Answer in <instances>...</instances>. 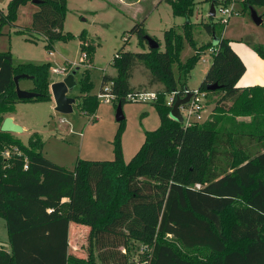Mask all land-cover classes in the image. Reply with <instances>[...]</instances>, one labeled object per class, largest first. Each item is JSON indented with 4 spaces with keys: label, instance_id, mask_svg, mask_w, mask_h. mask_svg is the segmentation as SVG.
<instances>
[{
    "label": "trees",
    "instance_id": "obj_1",
    "mask_svg": "<svg viewBox=\"0 0 264 264\" xmlns=\"http://www.w3.org/2000/svg\"><path fill=\"white\" fill-rule=\"evenodd\" d=\"M32 1L11 0L7 14L0 10V35L3 24L15 22L19 8ZM165 1L172 4L175 15L187 19L183 31L192 41L189 20L196 0ZM67 3L39 0L36 4L38 10L29 30L42 36L48 50L57 41L73 37L64 29ZM242 4L244 8L264 7V0ZM204 27L218 42L210 41L203 48L216 46L218 51L200 88L208 99L210 94L223 93L212 117L191 127L170 118L166 97L187 87L186 78L201 56L182 62L184 38L172 27L165 31L164 50L148 46V50L118 51L112 60L117 73L104 74L101 83L102 91L113 81L116 108L119 102L124 106L127 95L139 91L132 79L142 64L149 85L164 86L153 103L161 120L159 128L145 132V142L129 162L124 161L120 129L113 160L79 159L73 170L44 155L40 134L33 133L25 145L15 134L1 130L18 103L53 98L47 65H15L11 53H0V217L7 221L10 242V249L0 248V264H131L130 253L136 243L146 252V259L139 264H197L168 238L184 249L216 254L212 264H264V143L254 157H247L229 150V145L236 149V141L233 132H228L231 111L247 116L257 113L263 117L253 119V124L256 128L264 125V86H238L247 68L224 37L226 26L205 23ZM19 31L27 32L24 28ZM131 33L138 35L143 47L149 35L144 22L136 23ZM27 39L37 42V38ZM80 42L82 52L88 54L86 63L92 64L96 45L90 44L85 33ZM248 43L264 59V44ZM21 74L34 79L30 90L38 96L18 98L15 77ZM214 83L221 87L208 90ZM79 85L81 95L76 99L80 109L85 115H95L100 99L91 94L93 85L87 73ZM10 146H18L22 155L6 160L3 152L12 149ZM26 162L28 169H24ZM70 223L90 228L91 255L87 260L70 254Z\"/></svg>",
    "mask_w": 264,
    "mask_h": 264
},
{
    "label": "rangeland",
    "instance_id": "obj_2",
    "mask_svg": "<svg viewBox=\"0 0 264 264\" xmlns=\"http://www.w3.org/2000/svg\"><path fill=\"white\" fill-rule=\"evenodd\" d=\"M10 1L0 0V10L5 14L8 13ZM154 1L157 2L155 6H153ZM210 5L211 3L206 0L195 1V12L189 20L193 33L192 41H190L183 31V25L187 19L175 15L172 4L165 0H68L64 29L73 37L69 40L57 41L48 50L45 48L42 36L37 33L32 35L29 30L32 26L33 14L38 10V6L28 2L19 8L15 22L3 24L0 53H11L15 65H47L51 84L66 77L64 74L53 73V67H63L67 64L71 70L79 67L76 84L70 89L69 94L75 97L81 95L79 80L87 73L93 85L91 94L98 95L101 91L103 75L117 73L112 60L118 51L149 49L147 42L142 47L138 35L131 33L136 23L144 22L148 34L160 42L162 50L165 49V31L173 27L184 38L185 46L180 53L182 62L201 54L186 78V85L189 88H199L213 62L209 48H203V45L210 41L214 43L213 37L205 30V23H215L219 27L221 25L219 15L209 16ZM237 8L240 14L231 18L223 34L246 57V53H256L248 41L264 44V21L261 25H257L251 17L249 7L244 8L243 4H239ZM254 8L264 20V7L254 6ZM20 27L27 32H20ZM83 33L88 36L90 44L96 45L92 64L81 63L83 60L80 35ZM27 37L37 38V42L28 40ZM50 51H53L54 55L51 56ZM144 69V66L140 64L136 70L132 79L135 89L163 90V84L149 85ZM174 70L178 71L177 65ZM34 83L32 78H22L19 82L24 90L33 88ZM222 96V92L210 94L206 104L207 119L212 117L214 108L220 105ZM153 103L152 101L126 102L123 106L125 114L123 125L116 119L115 103L101 99L96 114L92 116L82 112L78 101L74 104L72 112H58L55 109L56 103L52 99L24 102L19 107V118L21 116L23 121H29L34 129L33 132L41 135L45 142L43 153L46 157L73 170L79 159L113 160L116 136L120 129L124 161L129 162L145 142V132L156 130L161 125L160 116ZM218 111L220 112V108ZM229 115L232 125L228 132H233V138L236 141V149L229 145V150L240 152L247 157H254L262 149L261 143H264V134H259L260 131H264V125L259 124L256 128L253 124L256 122L253 119H261L263 116L257 113L247 116L242 112L232 111ZM33 132H21L18 137L25 145H28ZM224 134L227 135V132ZM224 162L227 163V159ZM75 227L77 228L72 229L70 236V254L87 260L90 254L88 240L90 228L78 224ZM168 240L177 249L182 250L183 254L194 258L197 264H212V260L216 258V254H211L207 250L184 249L174 239L168 238ZM230 247L235 248L236 245L231 244ZM0 248L10 249L7 221L3 217H0ZM93 250H95L94 247ZM94 253L96 255L97 250ZM144 259H146L144 246L134 244L130 253V263L139 264Z\"/></svg>",
    "mask_w": 264,
    "mask_h": 264
},
{
    "label": "built area",
    "instance_id": "obj_3",
    "mask_svg": "<svg viewBox=\"0 0 264 264\" xmlns=\"http://www.w3.org/2000/svg\"><path fill=\"white\" fill-rule=\"evenodd\" d=\"M244 1L246 0H218L217 4H215V9L216 15L220 16V24L227 26L234 15H239L240 12L237 5L244 3ZM209 51L213 56L218 51V48L213 46L209 49ZM49 54L54 55L53 51H50ZM82 60L83 62L81 63L88 61V54L86 51L82 52ZM71 71V67L68 64L63 67L55 66L52 68L53 73L64 74L66 76L71 73ZM113 85V81L107 82L104 85V89L98 94L99 99L105 102H114L116 95L112 92ZM188 95L191 96L190 101L187 104L182 105L180 108L183 117L182 124L185 127H191L196 123H202L207 120V92L202 90L200 87L191 89L187 86L185 88L172 91L166 97V104L172 110L178 98H185ZM126 99L132 102H155L158 100V92L155 90H139L129 93ZM3 155L6 160H9L16 155H22V151L18 146H15L12 149H6L3 152ZM28 168L29 164L26 162L24 169ZM196 187L200 188L201 184H197Z\"/></svg>",
    "mask_w": 264,
    "mask_h": 264
},
{
    "label": "water",
    "instance_id": "obj_4",
    "mask_svg": "<svg viewBox=\"0 0 264 264\" xmlns=\"http://www.w3.org/2000/svg\"><path fill=\"white\" fill-rule=\"evenodd\" d=\"M34 4L39 3V0H33ZM251 17L253 21L257 25H261L263 23V17L258 14L254 7H250ZM209 14L214 17L216 15L215 3L212 2L210 5V12ZM146 40L148 42V46L150 49H158L161 47L160 42H158L154 37L151 35H146ZM218 40L214 38V44H217ZM79 67L73 69L71 73H69L63 80L56 81L51 84L52 95L55 100L56 106L55 109L61 113H70L74 110V104L76 103L77 99L74 96L69 95L70 89L76 84V75L78 73ZM21 78H31L28 74H21L15 77L16 83V91L18 98L20 99H32L38 96V93L33 90H24L20 87V79ZM221 87L218 83L209 84L208 90H217ZM190 95L185 98H178L175 102L174 107L170 111V118L182 123L183 117L180 111L182 105L187 104L190 101ZM116 119L119 122L125 120V114L123 111V105L121 102L118 103L117 110H116ZM1 130L3 132H11V133H21L23 132V127L16 123L14 119L10 116H7L2 125Z\"/></svg>",
    "mask_w": 264,
    "mask_h": 264
},
{
    "label": "crops",
    "instance_id": "obj_5",
    "mask_svg": "<svg viewBox=\"0 0 264 264\" xmlns=\"http://www.w3.org/2000/svg\"><path fill=\"white\" fill-rule=\"evenodd\" d=\"M156 4H157V2L154 1L153 6H155ZM233 48L240 55V57L242 58V60L246 64V68H247L246 73L239 80L238 86H241V87L257 86V85L264 86V59L261 56L257 55L256 53H249V54L246 53V57H245V56H243V54L241 53V50H239V48L234 47V46H233ZM132 85H133V83H132ZM30 89L31 88H29V90ZM70 96H74V95H70ZM52 98H53V95H52ZM53 100H54V98H53ZM21 104H24V102L18 103L16 105L15 112L10 113L8 116L12 117L16 123L20 124L23 127V129H24L23 132L29 131L30 133H32L34 131V129L32 128V126H30V122L29 121H23V118L21 116L19 118V107L21 106ZM35 133H37V132H35ZM13 134H15L16 137H18L19 133H13ZM75 225H77V224L76 223H70L69 236H71L72 229L77 228V227H75ZM79 226H85V225H79ZM86 227H88V226H86Z\"/></svg>",
    "mask_w": 264,
    "mask_h": 264
}]
</instances>
